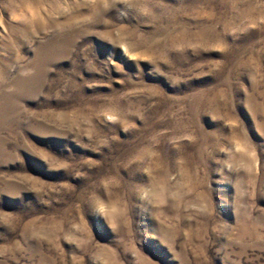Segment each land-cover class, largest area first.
Wrapping results in <instances>:
<instances>
[{
  "label": "rangeland",
  "instance_id": "obj_1",
  "mask_svg": "<svg viewBox=\"0 0 264 264\" xmlns=\"http://www.w3.org/2000/svg\"><path fill=\"white\" fill-rule=\"evenodd\" d=\"M0 264H264V0H0Z\"/></svg>",
  "mask_w": 264,
  "mask_h": 264
}]
</instances>
